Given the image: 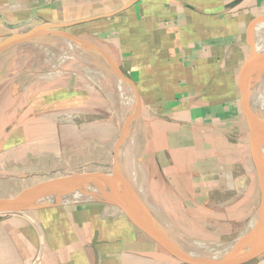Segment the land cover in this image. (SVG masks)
Segmentation results:
<instances>
[{"label": "crops", "instance_id": "crops-1", "mask_svg": "<svg viewBox=\"0 0 264 264\" xmlns=\"http://www.w3.org/2000/svg\"><path fill=\"white\" fill-rule=\"evenodd\" d=\"M129 1L0 0V13L10 23L39 16L60 22ZM263 21L264 0H139L86 22L96 23L89 27L94 32L114 33L112 45L107 40L104 47L138 88L147 138L139 162L147 177L153 169V179L175 193L187 170L191 184L196 171L216 179L214 186L232 188L236 147L246 164H254L248 91L242 83L239 90L234 74L241 78ZM35 129L23 122L16 131L25 141ZM203 139L213 144L211 171ZM114 162L52 177L27 166L2 181L0 264H184L129 215L114 184ZM10 168L17 167L2 170L3 176ZM217 171L224 174L220 182ZM198 180V197H207L210 190L201 189L207 184ZM245 264H264V255Z\"/></svg>", "mask_w": 264, "mask_h": 264}, {"label": "rangeland", "instance_id": "rangeland-1", "mask_svg": "<svg viewBox=\"0 0 264 264\" xmlns=\"http://www.w3.org/2000/svg\"><path fill=\"white\" fill-rule=\"evenodd\" d=\"M115 6L106 5L105 10ZM94 24L96 23H85L69 30L103 48L109 47L107 40L112 45L114 33L94 32L93 28L89 29L90 25ZM27 29H11L1 24L0 40L11 33ZM51 47L49 46L46 52L40 51L35 57L37 63H34L33 67L37 68L20 73L0 84V184L8 178H15L19 172L27 170L24 168L27 166H35L41 177H52L59 172L110 167V163L115 161L121 132L120 115L116 112V106L86 75L84 66L74 67L70 63L56 67L51 65L52 62L47 61ZM33 50L34 48H28L19 53H25L28 58L30 55L34 57ZM40 53L43 54L40 56ZM234 75L240 90V76H237L236 72ZM23 122H33L35 127L37 126L35 134L25 141L16 131ZM207 133L212 136V132ZM142 135L137 141L138 151L143 149V141L147 139ZM210 141L203 139L201 149L205 150L211 159V162H208L211 171L216 165L214 148ZM236 153L238 162L234 164L235 185L232 188L228 187V184L221 186L218 183L214 186L216 179H210L211 176L207 173L196 171L192 173L194 183L191 184L187 170L179 180L175 193L161 185L160 180L153 179V169L151 173L148 172L147 177L146 171L138 162L140 186L159 222L168 225L178 234L189 236L190 239L231 242L235 245L241 242L240 236L248 228L258 206L260 186L251 159L248 165L241 159L242 152L237 147ZM11 166L17 168H10L11 170L3 176L2 170ZM223 175L217 171V181ZM199 178L207 184L201 189L210 190L206 194L207 197H198L200 189L195 187L197 181L200 185ZM223 247L225 246L219 248Z\"/></svg>", "mask_w": 264, "mask_h": 264}, {"label": "water", "instance_id": "water-1", "mask_svg": "<svg viewBox=\"0 0 264 264\" xmlns=\"http://www.w3.org/2000/svg\"><path fill=\"white\" fill-rule=\"evenodd\" d=\"M137 1L139 0H131L114 11L60 22L39 16L10 23L0 13L5 26L11 29L28 28L0 40V84L20 73L33 70L17 73L6 72L2 68L20 51L40 44L60 46L72 53V57H82L104 69L116 83L120 95L121 132L115 154L114 184L138 228L184 264H245L261 257L264 255V21L240 78L248 91L246 107L250 114L249 144L260 186V200L243 241L228 250L207 252L186 246L178 233L161 224L142 191L137 175L142 152L137 151L136 145L139 136L145 134L146 129L136 84L105 48L69 30L78 24L114 16Z\"/></svg>", "mask_w": 264, "mask_h": 264}, {"label": "bare ground", "instance_id": "bare-ground-1", "mask_svg": "<svg viewBox=\"0 0 264 264\" xmlns=\"http://www.w3.org/2000/svg\"><path fill=\"white\" fill-rule=\"evenodd\" d=\"M49 46L50 47L52 46V47L49 50L47 61H51L52 62L51 65L53 64L56 67L57 65L61 66V64H63V63H70V64L74 65V67L77 66V65L84 66L83 70L85 71L86 75L95 84H97L102 89V91L105 93V95L107 97H109L111 99L113 105L116 106L117 114L120 115V95L118 93L116 83H114L108 77L110 75L107 72H105L104 69L98 67L94 63H92V62H90V61H88V60H86V59H84L82 57H79V56L72 57V53H70L69 51L63 49L60 46L41 45V44L37 45L36 46V50H35V48L33 50V53H35V54L32 55V56H34V57H31V55H30V57L28 58L25 53H18V54H16L14 56V58L10 62L6 63L3 66L2 69L4 71H7V72H9L8 70L17 72L19 70L24 71V70L37 68V67H33L34 63H37L36 62L37 60L35 59V57L42 50L43 51H45V50L48 51L47 49H48ZM41 54H43V53H40L39 55L41 56ZM138 169H139V167H137V172H138ZM138 176H140V175L138 174ZM168 228H170V227L168 226ZM248 228H249V226H248ZM248 228L246 229V231L244 232L243 235H241V233H240V235H241L240 239L242 241L244 240V238H245V236L247 234ZM179 235L181 236L182 240H186L184 242H185L186 245L190 246V248L197 249V250H203V251H207V252H209V251L213 252V251L228 250L230 248L236 247L240 243L239 242L237 245H235L234 243H231V242L230 243H225V242H205V241H199V240H195V239H190L189 236L184 235L182 233H179ZM221 246H225V247L219 248ZM199 248H202V249H199Z\"/></svg>", "mask_w": 264, "mask_h": 264}]
</instances>
